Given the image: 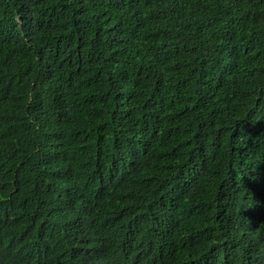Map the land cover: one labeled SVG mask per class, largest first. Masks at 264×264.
<instances>
[{"label":"trees","instance_id":"16d2710c","mask_svg":"<svg viewBox=\"0 0 264 264\" xmlns=\"http://www.w3.org/2000/svg\"><path fill=\"white\" fill-rule=\"evenodd\" d=\"M61 263L264 264V0H0V264Z\"/></svg>","mask_w":264,"mask_h":264},{"label":"bare ground","instance_id":"6f19581e","mask_svg":"<svg viewBox=\"0 0 264 264\" xmlns=\"http://www.w3.org/2000/svg\"><path fill=\"white\" fill-rule=\"evenodd\" d=\"M101 235V234H100ZM140 237V236H139ZM112 246V245H111ZM115 248V247H114ZM71 250V249H70ZM112 250V249H111ZM104 258V257H103ZM86 261V260H85ZM92 263V262H91ZM62 264V263H61Z\"/></svg>","mask_w":264,"mask_h":264}]
</instances>
